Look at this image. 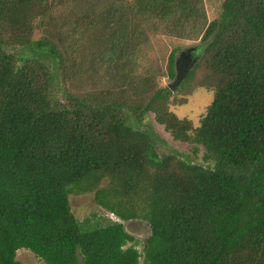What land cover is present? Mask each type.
I'll return each instance as SVG.
<instances>
[{"label":"trees","instance_id":"16d2710c","mask_svg":"<svg viewBox=\"0 0 264 264\" xmlns=\"http://www.w3.org/2000/svg\"><path fill=\"white\" fill-rule=\"evenodd\" d=\"M159 30L200 40L179 85L212 93L198 127L142 64ZM149 116L200 160L157 153ZM84 193L118 221L78 222L69 196ZM131 220L150 231L142 254ZM21 249L43 264H264V0H223L209 23L202 0H0V264Z\"/></svg>","mask_w":264,"mask_h":264},{"label":"rangeland","instance_id":"374dc122","mask_svg":"<svg viewBox=\"0 0 264 264\" xmlns=\"http://www.w3.org/2000/svg\"><path fill=\"white\" fill-rule=\"evenodd\" d=\"M222 1L223 0H202L208 23L217 18ZM158 32L157 35L149 34V46L146 51V58H144L142 64L149 66L150 63H155L157 65L156 67L160 69L163 75L157 78L156 83L159 88H167L173 81L170 80L166 74V65L169 56L173 54L174 57L177 58L181 53L190 51L195 52L201 47V44L198 39H177L161 34V30ZM42 33L43 31L41 30H35L32 34L33 40L35 41L42 37ZM196 53L195 55H197ZM170 93L171 98L169 99L168 110L178 119H186L191 122L193 127H198L201 116L212 100V93H208L202 88L192 87V84L189 83L186 87L178 86ZM143 125L145 128L148 127L153 134L165 142V146L157 145L155 147L157 153H165L168 149H171L177 153L178 156L185 155L193 159V161H199L202 157V152L199 151L196 155H193L191 146L173 142L169 139V137L164 134L162 128L155 124L152 116L144 119L142 122V126ZM93 198V193L71 194L69 196L70 211L78 222L88 220L89 225H94V223L104 225L107 221H118L114 216L96 205ZM122 224L126 232L135 238L137 242L135 248L142 254L145 241L150 235L147 224L139 220H131ZM129 245L130 244H128V246ZM15 260L18 264H43L32 253L24 249L16 252ZM139 264H142V258H140Z\"/></svg>","mask_w":264,"mask_h":264},{"label":"water","instance_id":"95a60500","mask_svg":"<svg viewBox=\"0 0 264 264\" xmlns=\"http://www.w3.org/2000/svg\"><path fill=\"white\" fill-rule=\"evenodd\" d=\"M188 52L181 53L175 60L174 68H175V76L170 85H168V88L173 91L176 87H178L183 80L185 79L186 75L194 65V63L197 61L196 59H193L192 61L188 62V59L190 56L186 54ZM124 231L125 227L123 226ZM128 233V232H127Z\"/></svg>","mask_w":264,"mask_h":264},{"label":"flooded vegetation","instance_id":"af4514ba","mask_svg":"<svg viewBox=\"0 0 264 264\" xmlns=\"http://www.w3.org/2000/svg\"><path fill=\"white\" fill-rule=\"evenodd\" d=\"M193 51H190V52H188L187 54L190 56V58L188 59V62L189 61H192L193 59H194V57H195V53H196V51L195 52H193Z\"/></svg>","mask_w":264,"mask_h":264}]
</instances>
